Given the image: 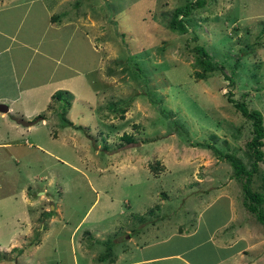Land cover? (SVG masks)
<instances>
[{"label":"rangeland","instance_id":"obj_1","mask_svg":"<svg viewBox=\"0 0 264 264\" xmlns=\"http://www.w3.org/2000/svg\"><path fill=\"white\" fill-rule=\"evenodd\" d=\"M82 1L80 8L81 0H67L66 12L94 33L90 17L102 19L103 33L95 38L104 40L105 68L116 71L113 81L106 75L88 85L111 90L102 106L115 119L88 121L90 129L81 127L65 142L47 133L50 123L38 125L26 139L9 138L11 144L0 147V264H188L170 256L144 259L175 248L191 264H219L228 248L215 246L205 229L167 235L160 244L155 234L163 237L166 230L139 238L132 229L158 215L187 227L196 219L224 218L225 205L217 199L204 200L195 217L197 186L189 183L205 176L208 187L224 184L227 169L234 177L223 152L248 165L250 121L227 99L221 71L195 75L201 67L192 46L202 45L231 75L230 98L243 99L264 118V0H202L180 16L185 32L168 21L175 7L193 0ZM261 164L250 182L256 190L264 187ZM242 177H234L237 194ZM21 190L36 201L41 197L37 205L52 210V219L44 218L47 210L34 216L36 207L23 204ZM24 212L32 213L33 227ZM242 258H234L236 264Z\"/></svg>","mask_w":264,"mask_h":264},{"label":"crops","instance_id":"obj_2","mask_svg":"<svg viewBox=\"0 0 264 264\" xmlns=\"http://www.w3.org/2000/svg\"><path fill=\"white\" fill-rule=\"evenodd\" d=\"M66 1L0 0V102L7 106L6 111H0V147L11 144L9 138L26 139L38 125L50 123L47 133L52 134L54 139L59 137L65 142L73 138L81 127L90 129L88 121L115 119L116 114L107 113L102 106L104 95L111 90L105 88L104 92L101 88L98 91L90 85L93 79L103 81L106 75L113 81V72L116 71L114 68L110 73L105 68L104 40L95 38L103 33V29L98 27L102 19L95 17V20H92V16L90 17L91 25L96 26L94 33L88 27L89 23H84L78 17H71L70 12H66ZM83 4L84 1L81 0L80 8ZM90 75L93 77L90 78ZM111 83V87L116 86V81ZM60 89L71 94L69 105L63 112L70 124L61 123L58 111H61L62 101L51 98L52 93ZM53 106L57 107V112L52 109ZM100 106L103 108L102 114H99L101 109L96 111ZM35 115H40L41 118L30 125H22L17 120L19 117L32 119ZM96 127L98 126L93 124V128ZM49 153L56 156L53 152ZM261 163L264 169V160ZM223 168L227 169L225 166ZM227 170L222 173L223 179L226 176L224 184L214 182L208 187L210 178L205 176H196L194 182L189 183L190 186H197L198 199L194 201L197 204L193 206L196 208V211H192L193 215L196 217V212L198 214L204 208V200L217 199L225 205L222 221L209 223L206 220L198 222L196 219L187 227L180 219L174 221L167 217L165 220L161 217L164 215H158L155 221L146 219L140 224L141 227L139 225L133 228V233L139 238H144L154 231L166 230L163 237L155 234L154 241L160 244L166 241L167 235L176 234L175 238H179L187 233L196 234L198 229H205L215 246L228 248L223 258L217 261L219 264H236L234 258L241 256V264L254 261L264 264V223L246 208L241 188L239 186L240 194H237L234 177ZM224 186L226 188L222 189ZM208 188H212V191L207 192ZM25 195V190H21L23 204L36 207L34 216L42 211H50L37 205L42 200L41 197L36 201L35 198ZM46 198L48 200L51 197ZM187 200L188 198L185 202ZM159 202L162 205L165 203L164 200ZM56 207L58 209V205ZM215 207H218V204ZM185 210L190 212L189 207ZM51 212L44 218L51 220ZM55 213L60 214V211ZM23 214L28 228L33 227L32 213ZM76 226L77 224L72 229ZM220 229L227 231L222 234ZM234 244L238 246L234 247ZM180 253L181 250L175 248L171 252H162L160 255L147 256L144 259L170 256L191 264L183 259Z\"/></svg>","mask_w":264,"mask_h":264},{"label":"trees","instance_id":"obj_3","mask_svg":"<svg viewBox=\"0 0 264 264\" xmlns=\"http://www.w3.org/2000/svg\"><path fill=\"white\" fill-rule=\"evenodd\" d=\"M201 3L202 0L186 1L183 7H175L168 21V27L177 29L180 32H185L187 30V26L180 16L186 15L190 8ZM192 48L197 54L196 60L201 67V70L195 72V75L201 78L205 76L206 72L213 70L221 71L222 76L227 80V85L229 86L226 94L227 99L232 102V105L240 112L242 116L250 121V136L244 141V153L246 156L244 157L247 158L249 162L248 165H246L240 157L229 152H223V157L228 160L229 164L231 165L234 177L239 178L243 176V180H241V189L244 205L248 210L255 214L258 220L264 223V213L262 212V206L264 204V187L262 189L256 190L253 189L250 184L253 175L258 171V163L263 162L264 160V125L262 114L258 109L248 107L243 99H231V88L234 86V80L232 79L231 75L223 72L219 65L211 61L202 45L195 44L192 46ZM61 93L65 94L61 95ZM51 96V98L54 100L56 99L58 101H62V108L59 112L61 123L70 124V121L64 117L63 112L64 109L69 105L71 94L66 90L60 89L52 93ZM128 137L129 136H127L126 139H128ZM259 172L261 183H264V169ZM107 249H109L108 246ZM104 252L109 254V251Z\"/></svg>","mask_w":264,"mask_h":264},{"label":"water","instance_id":"obj_4","mask_svg":"<svg viewBox=\"0 0 264 264\" xmlns=\"http://www.w3.org/2000/svg\"><path fill=\"white\" fill-rule=\"evenodd\" d=\"M6 110H7V106L4 103L0 102V111H6ZM40 118L41 116L38 115V116L33 117L32 119H24L22 117L21 118L19 117L17 120L22 125H30L34 123L35 121L39 120Z\"/></svg>","mask_w":264,"mask_h":264}]
</instances>
